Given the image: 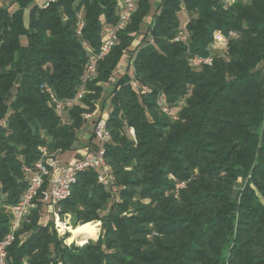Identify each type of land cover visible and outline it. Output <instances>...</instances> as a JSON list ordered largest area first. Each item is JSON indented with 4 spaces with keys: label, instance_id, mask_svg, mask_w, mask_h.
Here are the masks:
<instances>
[{
    "label": "trees",
    "instance_id": "16d2710c",
    "mask_svg": "<svg viewBox=\"0 0 264 264\" xmlns=\"http://www.w3.org/2000/svg\"><path fill=\"white\" fill-rule=\"evenodd\" d=\"M10 3L0 0V239L27 187L23 168L42 147L74 150L83 114L94 112L102 85L141 38L133 76L122 75L109 97L106 162L114 182L104 186L97 172H83L59 204L73 227L101 222L98 240L66 244L53 216L42 223L40 203L9 249L10 264H264V0L227 8L223 0H161L149 22L152 4L138 0L68 120L46 89L59 100L82 89L84 43L99 50L104 27L117 23L118 0L47 7L18 0L14 13ZM217 32L234 34L226 49L213 47ZM180 33L186 44L175 41ZM196 56L214 62L196 69ZM132 81L148 91L135 92ZM182 182L187 187L177 193Z\"/></svg>",
    "mask_w": 264,
    "mask_h": 264
},
{
    "label": "built area",
    "instance_id": "2783aa9c",
    "mask_svg": "<svg viewBox=\"0 0 264 264\" xmlns=\"http://www.w3.org/2000/svg\"><path fill=\"white\" fill-rule=\"evenodd\" d=\"M54 0H46L43 3L47 7ZM226 8L233 4L236 0H223ZM138 0H118L117 4V23L115 25H106L104 27L101 45L97 52L92 50L87 43L84 47L88 53V63L86 67V75L83 78V87L73 99L59 100L56 98L50 88L46 92L50 94L52 104H54L57 112L62 117V114L74 108L81 103L86 94V85L88 81L97 75L99 62L104 60L119 42V35L126 30L133 14L137 10ZM83 21L79 22L78 33L81 34ZM234 37L231 33L225 36L221 32L215 34L213 47L218 49H226L230 39ZM175 41L187 43L188 36L185 33H180ZM214 62L213 56L208 57H193L190 60V65L193 68L200 69L203 66H211ZM113 79V78H112ZM132 87L137 92L146 93L148 90L142 88L136 81L131 82ZM163 112L171 115L170 108L160 102ZM95 117L94 112L83 114L85 121H90ZM174 119L176 117L174 116ZM134 135V130H130ZM95 137L98 141L96 148L85 149L80 157L75 158L70 163L66 164L63 160V152L56 150L50 152L47 147L40 148V158L32 165L23 168L27 187L23 192L20 200L9 208L11 220L9 223L8 233L0 239V264H10L9 249L16 240L17 234L21 230L23 223L33 210L39 207L41 203L44 209H51L54 218V224L58 234L61 236L70 232L73 226L70 223V216L62 217L60 214L59 204L67 200L71 194L73 186L78 181V176L86 171H95L98 173V181L104 186H110L114 182L112 170L106 162V145L111 141V133L107 127L106 120H100L95 123ZM186 188V183L177 184L176 191ZM28 264V263H24Z\"/></svg>",
    "mask_w": 264,
    "mask_h": 264
},
{
    "label": "crops",
    "instance_id": "0c3cea01",
    "mask_svg": "<svg viewBox=\"0 0 264 264\" xmlns=\"http://www.w3.org/2000/svg\"><path fill=\"white\" fill-rule=\"evenodd\" d=\"M18 0H12V4L13 3H17ZM46 0H37V3L40 5V6H43V3L45 2ZM161 3V0H159L158 4H157V8L159 7ZM8 5H11L10 4H6V6ZM5 5L4 4H0V10L4 9ZM18 8V6H15V9L13 11H16ZM28 17H29V10H26L25 11V21L26 23L28 22ZM150 19V17L148 18ZM147 19V22H149V20ZM140 45V38H137L133 44H132V48H131V51L130 53H127L125 54L119 65H118V72L114 75L113 79L111 80V83H106V84H103V92H102V96L101 98L95 102V110H94V113L97 114V112H100L102 114L106 113L107 111H111V106H110V102L109 104L107 105V101H108V98L110 97L113 89H114V84L118 81V78L120 75H123V74H127L129 73L130 74V71H131V68H133V54L134 52L138 49ZM65 114H68V112H65L62 114V118ZM64 119V118H63ZM95 119V117L90 120V121H86L87 122H91ZM66 120H68V116L66 118ZM96 122H94L95 124ZM86 127V126H85ZM95 126H94V129H93V132L91 131H88V132H85L83 133V131H81L79 133V140L74 148V150L72 152H69V153H65L63 154V160L66 164L70 163L71 161H73L75 158H78L80 157L81 153L87 149V148H92L93 146L92 145H95L97 147L98 145V141L95 137L94 141L92 144L91 143V140H92V137L95 135ZM51 209H44V212L48 215H52L51 213Z\"/></svg>",
    "mask_w": 264,
    "mask_h": 264
},
{
    "label": "rangeland",
    "instance_id": "374dc122",
    "mask_svg": "<svg viewBox=\"0 0 264 264\" xmlns=\"http://www.w3.org/2000/svg\"><path fill=\"white\" fill-rule=\"evenodd\" d=\"M150 2H151V4H152V12H151V15H150V19L153 17V15L156 13V10H157V4H158V2H159V0H150ZM9 6V12L10 13H14L15 11H13L14 9H15V6H18V8H19V4L18 3H13V4H11V5H8ZM18 8H17V10H18ZM16 10V11H17ZM182 23L183 24H185L186 22H187V20H186V18H187V16L185 15V13H183L182 15ZM150 19H148L149 21H150ZM140 41H141V38H140ZM124 75V74H123ZM130 76H133V68H131V71H130V74H129ZM122 75H120L119 76V78L121 77ZM118 78V79H119ZM134 90V89H133ZM135 92H137L136 90H134ZM138 93V92H137ZM109 102H110V99L108 98V101H107V105L109 104ZM161 102L162 103H165V104H167V101H166V99L165 98H163L162 100H161ZM184 104V102H181V105H183ZM175 110H173V112H174ZM165 113V112H164ZM109 114H110V112L109 111H107L106 113H104V114H102V113H100V112H97V114H95V119L93 120V121H91V122H87V123H85V125H84V128H83V133H85V132H88V131H91V132H93V129H94V126H95V124H94V122H99L100 120H107L108 119V117H109ZM167 114V113H166ZM67 116H68V114H65L64 116H63V118H64V120H66V118H67ZM86 126V127H85ZM130 135L131 136H133V134L131 133V131H130ZM239 183H242V181H239ZM187 187V186H186ZM50 218H51V215H48V214H46V213H43L42 214V223H47V222H49L50 221ZM70 223H73V220H72V218L70 217ZM98 228H99V232H98V236H97V238H89V237H85V236H83V235H81V236H74L73 234H72V232H68L67 231V233H65V234H62L61 236L62 237H66V244H68V245H71V244H73V243H76V244H78V245H82V244H86L88 241H97L98 240V238H99V235H100V232H101V222H99L98 221ZM72 225V224H71ZM79 225H82V224H79ZM78 225V226H79ZM78 226H76V227H78ZM76 227H73V228H75L76 229ZM72 228V229H73ZM72 231V230H71ZM67 234H69V236H67ZM72 237H74L73 238V240H70Z\"/></svg>",
    "mask_w": 264,
    "mask_h": 264
},
{
    "label": "bare ground",
    "instance_id": "6f19581e",
    "mask_svg": "<svg viewBox=\"0 0 264 264\" xmlns=\"http://www.w3.org/2000/svg\"><path fill=\"white\" fill-rule=\"evenodd\" d=\"M98 222H91V223H86L84 225H79L78 227L75 228H70V232L74 236H85L89 238H97L99 228H98ZM72 230V231H71ZM74 237H72L70 240H73Z\"/></svg>",
    "mask_w": 264,
    "mask_h": 264
},
{
    "label": "water",
    "instance_id": "95a60500",
    "mask_svg": "<svg viewBox=\"0 0 264 264\" xmlns=\"http://www.w3.org/2000/svg\"><path fill=\"white\" fill-rule=\"evenodd\" d=\"M83 245V244H82Z\"/></svg>",
    "mask_w": 264,
    "mask_h": 264
}]
</instances>
